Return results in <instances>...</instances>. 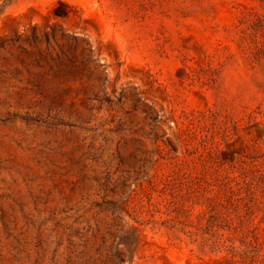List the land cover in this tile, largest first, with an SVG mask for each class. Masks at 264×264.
Returning a JSON list of instances; mask_svg holds the SVG:
<instances>
[{"label":"rangeland","instance_id":"rangeland-1","mask_svg":"<svg viewBox=\"0 0 264 264\" xmlns=\"http://www.w3.org/2000/svg\"><path fill=\"white\" fill-rule=\"evenodd\" d=\"M0 264H264V0H0Z\"/></svg>","mask_w":264,"mask_h":264}]
</instances>
